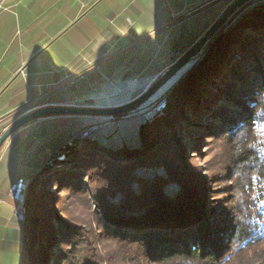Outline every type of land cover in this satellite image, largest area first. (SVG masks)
Wrapping results in <instances>:
<instances>
[{
  "label": "rangeland",
  "instance_id": "rangeland-1",
  "mask_svg": "<svg viewBox=\"0 0 264 264\" xmlns=\"http://www.w3.org/2000/svg\"><path fill=\"white\" fill-rule=\"evenodd\" d=\"M2 1L0 0V8L2 7ZM42 1L32 0V3L40 4ZM224 1L147 0V9L134 24V28H139L142 35H144L140 40L141 42H134L135 44L129 46L123 52L119 51L121 44H117L113 49V51H119L120 53L117 52L115 55L122 56L121 59L124 60L139 55V53L142 57L139 64L131 66V70L125 76V81H122L121 85L126 88L127 84H131V90H134L139 85H144L147 80H151L166 67L168 69L170 67L168 65L171 64L172 60L167 57L173 51L172 45L178 42L180 49L182 46L192 45L203 29L218 16L225 5ZM22 2L25 5L31 1L24 0L19 3ZM20 10L18 7L13 8L16 18H18ZM263 11L264 0H256L255 4L248 7L234 19L230 29L224 32L223 39L226 36L227 39H224L225 42H219L221 45L224 43L223 53L217 56L219 58L215 59L214 65L207 66L210 59L208 58L202 64V69L200 67L197 69L198 71L196 70L197 73H192L190 76L187 74L186 77H183L182 74H176L145 103L130 112L116 116H94L95 125L90 127L87 135L47 165L50 166L48 171H45L47 166L39 170L49 158L48 150L61 145L71 135L72 131L80 127L76 120L75 124L70 126V121L65 117L69 115H52L58 116L60 119L44 122L32 131L30 130L22 135L26 146L17 148L16 143H12L1 151V177L12 178L15 175H22L25 177L28 188L29 181L36 174H48L55 169L68 168L67 154L74 147L84 149L91 146V148L96 149L95 145H97L99 146L97 148L99 153H113L124 147L131 149L142 147L145 154L151 155L155 152V154L162 155L164 160L161 165L139 166L137 169L139 174L148 178L164 177L169 182L165 190L170 194H173L179 188L177 184L173 183L175 176H177L175 173L184 177H195V183L199 184L200 192H204V206L202 207L206 208L205 210L208 212L210 219L215 217L216 221H222L221 226H223L221 229L223 231L225 228V234L227 235L232 230L231 226H234L235 218L240 217L239 210H237L239 199L237 194L233 192L235 188H239V185L234 186L231 178L235 169H237L239 171L237 176L239 184L245 185V180L250 175L248 176L242 166L239 170V164L231 156L233 141L229 142L226 136L212 137V133H208L204 128L207 126V116L210 111L218 106L220 95L217 96V90L222 87L221 81L226 67L225 63L228 61L226 57L230 55L232 58L240 57L243 44H246L250 36L256 33L257 28H264ZM255 14L258 17L256 20H263L260 25L254 24L255 27H252L251 25L240 24ZM135 19V17L132 18V21ZM65 21L66 17H60L48 22L47 26H49V29H53L57 25L64 24ZM32 22L30 21V23ZM3 23L0 21V27H3ZM21 23L24 24L23 21ZM5 24L7 25V22ZM170 35L169 41H166ZM228 35L230 36L228 37ZM43 36L44 33L41 31H35L31 34V42H38ZM138 45L140 46L137 47ZM199 62L200 60L195 61L187 72L192 71ZM117 64L119 63H114L113 66H118ZM137 73H139L138 76ZM116 83H118V86H115L120 89V82L117 81ZM176 86L177 89L173 91ZM142 90L143 93L146 91ZM171 91L175 93L173 102L170 99ZM135 95L131 101L139 97H135ZM22 115L24 113L14 116L13 120L0 128V135ZM144 121L148 123L144 131L146 138L142 143L139 126ZM44 129L47 130V133L44 132ZM114 130L118 131V135L111 134ZM35 134L36 137H34ZM177 150L179 151L176 152ZM92 174L91 177L93 178H88L85 172L82 173V181L84 185L86 184V193L77 192L72 185H66L68 179L72 178L69 176L66 179L68 175H66L67 177L64 176L67 181L63 182L57 181V178L47 181L44 179L39 180L36 188V194L39 195L37 197L38 210L36 211L43 223L42 233H40L39 243H37L39 254L32 261H24L23 264H61L67 258V254L72 255V258L78 262L80 261L81 264H155L143 261L135 244L130 245L129 242L118 237L113 229L106 228L96 198L98 192L87 189L89 186L106 188L105 179L98 175L96 171ZM20 178L23 177H18L14 182ZM6 186L7 184L2 188L4 194H6ZM11 186L9 193L15 201L13 207L14 217L23 226L28 212L26 205L27 188L24 202L21 205L25 212L23 214L25 218L20 219L18 218L19 202L13 198ZM134 188H137V185ZM4 194L0 193V218L2 222H6L7 226L11 225L13 227L16 226V221L15 218L12 221L9 220L12 208L8 197ZM255 199L254 196H251L248 200L250 205L252 204L253 213L259 203L258 200L253 203ZM262 202L264 205V200ZM124 229L126 230V228ZM212 230L213 228L210 225L209 233ZM259 230L254 244L248 247L246 243H243L237 246L234 251L226 252L224 254L225 259L221 264H263L264 232L263 228ZM64 231L66 232L64 233ZM70 231L77 233L75 243H72L74 241H64L65 235ZM8 233L3 228L0 235V243L3 245L0 248V264H22V240H20V237L16 238L12 241V247H10L11 238L10 233ZM161 264L192 263L181 259V261Z\"/></svg>",
  "mask_w": 264,
  "mask_h": 264
},
{
  "label": "trees",
  "instance_id": "trees-1",
  "mask_svg": "<svg viewBox=\"0 0 264 264\" xmlns=\"http://www.w3.org/2000/svg\"><path fill=\"white\" fill-rule=\"evenodd\" d=\"M256 16L255 14L248 17V20L240 24L252 27H255L254 24L260 25L263 20H256L258 18ZM256 30L249 41L243 44L240 57L232 58L231 55L226 57L228 61L225 63L222 87L217 90L219 92L217 96L220 95L218 106L210 111L207 116V126L204 128L208 133H212V137L226 136L229 142L233 141L231 156L239 164L238 169L241 170L242 166L248 176L250 175L245 180V185L239 184L237 169L231 178L234 186L239 185V188H235L233 192L239 199L237 210L240 217L235 218L234 226H231L232 230L227 235L225 228L223 231L221 229L222 221H216L215 217L210 219L206 208L202 207L204 192H200L195 177H184L175 173L177 176L173 183L179 188L170 194L165 190L169 182L164 177L148 178L139 174L137 171L139 166L161 165L164 160L162 155L155 152L151 155L145 154L142 147L133 149L124 147L113 153H99L97 145H95L96 149L91 146L89 148L86 146L87 148L84 149L74 147L67 154L68 168L55 169L48 174L38 173L28 183L26 192L28 212L20 237L21 263L32 261L39 254L37 243L43 227L36 211L39 196L36 194V188L39 180L57 178V181L63 182L70 176L72 178L66 180V185H72L77 192H85L86 184L84 185L82 181V173L85 172L88 178H93L91 176L94 171L105 179L106 188L89 186L87 189L98 192L96 198L106 228L113 229L118 237L129 242L130 245L135 244L143 261L161 264L182 259L192 264H221L226 252L234 251L243 243L248 247L254 244L259 229L263 228L264 232L262 204L264 200V28L260 27ZM223 36L224 32L210 45L198 65L188 73L189 76L197 73L198 68L202 69V64L208 58L210 59L207 66L214 65L217 56L223 53L224 43L219 44L227 39L226 36L224 40ZM175 49L178 50V47ZM180 51L184 54L187 50ZM180 56L174 54V62ZM175 89L177 86L173 91ZM142 93L143 90L135 97ZM170 99L171 102L175 99V93L172 91ZM147 123L144 121L139 126L142 143L146 138L144 131ZM111 134L118 135V131L114 130ZM48 169L50 166H47L45 171ZM64 176L67 178L65 179ZM135 185L137 188H134ZM251 196L256 198L253 203L259 201L254 213L252 204L250 205L248 201ZM210 225L213 230L209 233ZM74 231L67 232L65 242L76 239L77 233ZM72 257L67 254V258L62 263L81 264Z\"/></svg>",
  "mask_w": 264,
  "mask_h": 264
},
{
  "label": "crops",
  "instance_id": "crops-1",
  "mask_svg": "<svg viewBox=\"0 0 264 264\" xmlns=\"http://www.w3.org/2000/svg\"><path fill=\"white\" fill-rule=\"evenodd\" d=\"M21 1L24 0H3L0 8V21L4 22L0 27V128L13 120L14 116L45 107L122 106L139 91L149 88L167 69L134 90H131V84H127L126 88L121 85L131 66L139 64L142 57L139 53L124 60L115 53L141 42L144 35L139 28H134V24L147 9V0H43L40 4L29 0L31 2L25 5L19 3ZM15 7L22 10L18 12V18L13 11ZM60 17H66L64 24L49 29L47 23ZM134 17L136 19L132 21ZM35 31H41L44 36L38 42H31V34ZM117 44H121V48L113 51ZM174 45L171 47L173 51ZM173 51L168 59L172 60ZM114 63L119 64L113 66ZM117 81L120 82V89L115 86ZM65 117L70 121V126L76 121L80 127L94 121V116L88 115ZM57 119L60 118L48 116L22 126L11 135L2 150L12 143H16L17 148L26 146L22 139L24 133ZM44 132L47 133V130L44 129ZM18 177L24 176L8 178L0 175L1 194H4L2 188L7 184L4 195L12 208L11 221L15 218V201L9 189ZM15 221L16 226L11 227L0 218V235L3 228L7 233L9 231L10 247L22 232L21 222L16 218ZM1 247L3 245L0 243Z\"/></svg>",
  "mask_w": 264,
  "mask_h": 264
},
{
  "label": "water",
  "instance_id": "water-1",
  "mask_svg": "<svg viewBox=\"0 0 264 264\" xmlns=\"http://www.w3.org/2000/svg\"><path fill=\"white\" fill-rule=\"evenodd\" d=\"M256 0H225V5L221 9L218 16H216L209 25H207L198 37L195 38L192 45L182 46L179 48V43L174 45V54L181 55L177 61L174 62L172 56V64L162 76L157 79L142 95L133 101L118 107L112 108H86V107H70V106H51L40 108L28 112L12 124H10L4 132L0 135V148L5 143V141L19 128L27 124L32 120H36L43 117H48L52 115H85V116H116L126 112H130L137 107L145 103L152 95H154L164 84H166L170 78L176 74H182L183 77L189 73L187 70L192 66L195 61H199L206 54L210 45L223 33L230 29L234 19L238 15L242 14L248 7L255 4ZM178 47V50L175 48ZM187 50L184 54L183 51ZM173 54V55H174ZM92 125H95V121L86 123L84 126L72 131L66 140L56 148L49 149V158L44 162L43 166L39 170L43 169L55 159H57L62 153H64L68 148L83 138L89 132ZM80 130V132H79ZM38 170V171H39ZM24 178V177H23ZM25 179V178H24Z\"/></svg>",
  "mask_w": 264,
  "mask_h": 264
},
{
  "label": "built area",
  "instance_id": "built-area-1",
  "mask_svg": "<svg viewBox=\"0 0 264 264\" xmlns=\"http://www.w3.org/2000/svg\"><path fill=\"white\" fill-rule=\"evenodd\" d=\"M25 179L20 178L11 186V193L15 200L19 202L18 218H20V204H22V196L24 195Z\"/></svg>",
  "mask_w": 264,
  "mask_h": 264
},
{
  "label": "bare ground",
  "instance_id": "bare-ground-1",
  "mask_svg": "<svg viewBox=\"0 0 264 264\" xmlns=\"http://www.w3.org/2000/svg\"><path fill=\"white\" fill-rule=\"evenodd\" d=\"M26 188H27V185H26V183H25V187H24V195L22 196V204H23V202H24ZM22 204H20V219L25 218V217H23V214L25 213V212H24V209L21 208V205H22Z\"/></svg>",
  "mask_w": 264,
  "mask_h": 264
}]
</instances>
